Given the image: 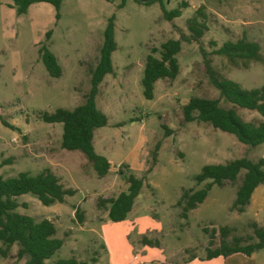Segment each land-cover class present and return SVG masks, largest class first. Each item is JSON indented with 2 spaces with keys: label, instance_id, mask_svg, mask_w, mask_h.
<instances>
[{
  "label": "rangeland",
  "instance_id": "374dc122",
  "mask_svg": "<svg viewBox=\"0 0 264 264\" xmlns=\"http://www.w3.org/2000/svg\"><path fill=\"white\" fill-rule=\"evenodd\" d=\"M3 1L0 0V115L16 129L0 122V160L10 159L0 168V174H35L48 167L65 187L75 190L63 202L51 205H43L29 194L18 198L27 203L18 210L35 220L53 219L55 236L63 239L62 247L49 263L59 255L64 258L73 254L82 260L97 256V264H143L145 254H158L167 264H189L193 258L205 256L209 237L204 226L209 229L227 225L233 228L231 235L237 236L252 234L251 221L264 227V183L255 188L243 212L230 209L236 184L229 181L213 185L203 202L188 211L187 218L182 217L176 203L183 189L203 187L204 182L196 184L194 176L204 164L242 156L264 158V142L250 147L208 123L182 122L181 106L189 97H219L205 73L199 45L181 41L176 54L179 72L174 79H158L152 99L143 97L140 84L145 56L151 48L158 50L165 40L179 38L180 31L187 34L186 19L201 7L208 25L201 45L214 70L244 88L263 85L264 0H186L188 6L172 21L162 18L158 2L126 0L119 8L120 0H65L60 21L51 14L45 24L33 23L29 16L17 17ZM179 1L164 0V5L172 9ZM111 14L115 16L117 44L112 52L114 74L104 77L95 98L108 122L96 128L93 138L96 150L109 160L110 169L99 177L81 151L61 147V123L43 122L37 112L57 107L70 109L83 102L90 86L88 68L97 60L105 16ZM48 29L51 35L45 39ZM242 36L259 43L262 62L237 67L226 57L212 53L225 40ZM40 42L58 57L62 67L59 77L48 75L38 54ZM155 55L159 56L158 51ZM220 103L230 106L224 99ZM236 110L245 120L264 121V116L254 110L238 106ZM161 123L171 130L169 135L164 134ZM157 142V161L147 171ZM129 172L144 175L145 184L126 218L113 222L96 202L124 190ZM241 176L242 173L238 181ZM75 207L84 214L82 222L75 216ZM143 237L156 243L144 244ZM218 242L217 237L212 247ZM17 249L18 245L13 244L5 255L0 253V264H24L26 256L18 257ZM253 254L254 264H264V248Z\"/></svg>",
  "mask_w": 264,
  "mask_h": 264
},
{
  "label": "trees",
  "instance_id": "16d2710c",
  "mask_svg": "<svg viewBox=\"0 0 264 264\" xmlns=\"http://www.w3.org/2000/svg\"><path fill=\"white\" fill-rule=\"evenodd\" d=\"M8 5L15 8L17 14L25 13L28 6L33 2L50 3L54 10L56 20L60 17V6L62 0H10ZM112 2L113 0H105ZM126 0H120L117 7H122ZM150 4L158 2L162 18L172 21L179 17L182 10L188 6L186 0H180L176 7L167 9L164 0H151L141 2ZM114 14L108 16L102 32V42L98 50L96 62L88 68L90 86L84 94L83 102L73 108L57 107L53 111L39 110L37 116L46 123H61V142L63 149L79 150L86 159L92 163L97 176L102 177L110 169L109 160L98 153L93 145L94 130L104 126L108 122L107 115L98 108L96 96L99 85L106 74H114L112 63V52L116 50L117 44L114 38ZM188 33H179V38H169L161 43L160 48H151L145 56L140 84L142 95L146 99H152L154 85L158 79H174L179 72V63L176 54L181 49V41H194L199 45L203 56L205 73L211 84L218 90L219 97L210 98L202 96H191L187 102L182 104V122H205L213 128L233 134L236 139L250 147L264 142V121L243 119L236 106L248 110H254L264 116V84L255 88H244L237 81L221 76L214 70L208 58V54L202 48V37L208 30L206 15L201 7L195 9L194 14L186 19ZM45 39L51 35V29L46 30ZM158 51L159 56L155 55ZM212 53L222 55L234 66L246 67L249 62H262L261 47L258 42L242 36L236 40H225ZM38 54L47 73L51 77H59L62 67L56 55L48 48L46 43L40 42ZM220 99H224L230 106H223ZM3 126L16 129L0 115ZM165 135L171 130L161 123ZM159 142L155 144L151 152L152 161L147 171L157 161ZM10 163L9 158L0 160V168ZM121 173V170H118ZM242 173L238 181L239 174ZM196 184L204 182L201 188L183 189L177 205L181 207V215L187 218L189 210L194 209L206 198L213 185L221 186L224 181L236 184L235 197L230 205L231 210L243 212L250 203L251 195L255 188L264 183V158L252 160L246 156L225 161L223 163L204 164L200 171L194 176ZM126 188L116 196L109 198H98L97 207L106 211L107 218L113 222L123 221L131 211L134 200L145 184V176H137L129 172L125 177ZM75 190L65 187L59 177L48 167L31 174L20 171L15 175L3 176L0 174V253L5 255L7 250L17 244V256H26L24 264H94L96 256L88 260L77 259L75 256L56 258L48 262L60 249L63 239L55 236L56 228L53 219L42 217L35 220L33 216L18 210V207H26V202H20L18 198L29 194L37 198L43 205H51L55 202H63L66 196H71ZM75 216L79 222L84 219V214L79 207H75ZM252 234L246 236L231 235L232 227L223 225L220 227L204 226L203 230L208 234V246L205 248L204 259L214 257H227L232 254L250 256L264 248V227L256 221L249 222ZM219 238L217 246L212 247L214 240ZM142 242L151 245L155 241L143 237ZM156 243V242H155Z\"/></svg>",
  "mask_w": 264,
  "mask_h": 264
},
{
  "label": "crops",
  "instance_id": "0c3cea01",
  "mask_svg": "<svg viewBox=\"0 0 264 264\" xmlns=\"http://www.w3.org/2000/svg\"><path fill=\"white\" fill-rule=\"evenodd\" d=\"M64 1L65 0H62L61 2V6H60V14L62 12V8H63V4H64ZM114 1V0H113ZM112 1V2H113ZM3 3L10 9V10H14V12L16 13L15 11V8L14 7H11L9 6L8 4L11 3L10 0H4ZM43 13V14H42ZM51 14H55V10L53 8V6L50 4V3H47V2H43V1H39V2H33L31 3L28 8H27V11L25 13H21V14H17V17L19 18H22L24 16H29V17H32L30 18L31 21L33 23H36V24H45L46 22H48L50 20V16ZM61 16V15H60ZM109 15H106V19ZM33 19V20H32ZM48 20V21H46ZM60 21V17L58 19ZM58 21H56L57 23ZM106 24V22H105ZM104 24V26H105ZM104 29V27H103ZM102 42V41H101ZM57 57V56H56ZM58 59V57H57ZM108 75V74H106ZM106 75L104 77H106ZM104 79V78H103ZM96 129L94 130V133H95ZM93 138H94V134H93ZM94 145V143H93ZM95 148V146H94ZM96 150V148H95ZM98 153L100 154H104L98 150H96ZM249 205V204H248ZM247 205V206H248ZM62 247V246H61ZM60 247V248H61ZM59 251V250H58ZM57 251V252H58ZM56 252V253H57ZM54 254V255H57V254ZM254 253V252H253ZM251 254L250 256L248 257H245L243 256L242 254H232V255H229L225 258L223 257H214V258H211V259H204V258H193L189 264H214V261H217V263H220L222 262L223 264H248L249 261H252L251 264H254V261H253V255L254 254ZM54 255L52 257H54ZM73 255V254H72ZM71 255H68V256H64V258L66 257H69ZM56 258H63L61 257V255L57 256ZM55 258V259H56ZM77 259H80L81 257H76ZM142 262L143 264H167L165 262H162L163 260L161 258L158 257V254H145L144 257H142ZM99 261V257L96 256V262L94 264H97ZM220 261V262H218ZM215 263V264H217Z\"/></svg>",
  "mask_w": 264,
  "mask_h": 264
},
{
  "label": "water",
  "instance_id": "95a60500",
  "mask_svg": "<svg viewBox=\"0 0 264 264\" xmlns=\"http://www.w3.org/2000/svg\"><path fill=\"white\" fill-rule=\"evenodd\" d=\"M141 2L151 1V0H140Z\"/></svg>",
  "mask_w": 264,
  "mask_h": 264
}]
</instances>
